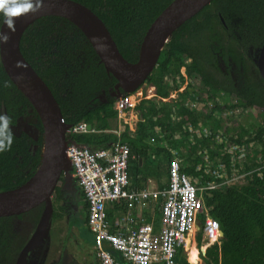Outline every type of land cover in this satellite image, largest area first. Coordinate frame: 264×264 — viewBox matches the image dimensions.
<instances>
[{
    "label": "trees",
    "instance_id": "trees-1",
    "mask_svg": "<svg viewBox=\"0 0 264 264\" xmlns=\"http://www.w3.org/2000/svg\"><path fill=\"white\" fill-rule=\"evenodd\" d=\"M72 1L93 11L107 27L122 56L128 62L135 63L148 28L174 0ZM3 19L0 16V27ZM263 46L264 0H213L173 33L161 53L157 67L145 81V84L156 87L158 96L167 98L169 89L166 78L173 82L178 76L186 74L190 81L189 87L187 94L182 95L178 103L183 104V100L189 98V91L195 93L204 114L189 112L183 104L185 109H181V123H173L170 122L169 106L165 104L159 108L155 104V98H152L140 103L137 110L145 111L147 117L157 115V122L149 117L147 124L138 125L135 136L132 137L127 126L122 134L115 133L118 116L115 110L117 99L113 94L117 80L107 73L89 41L74 24L60 17L41 18L26 29L20 41L24 58L51 90L65 123L70 127L80 124L91 126L89 132L67 136L70 144L96 151L109 148L118 141L127 143L130 162H133L132 156L148 160V152L151 150L157 157H162L156 164L154 175L167 178L170 164L174 160L171 151L147 143L156 136V127H160L168 140H172L174 133L181 130L184 124L191 121L192 125L198 126L201 119L204 126L216 132L220 129V123L208 111L211 104L214 110H222L224 106V110L229 113L226 117L231 120L234 117L231 113L235 108L255 110L258 114L264 112V80L257 68L256 78L246 77L241 88L235 89L231 79L221 75L217 64L219 56L225 61L234 57L246 60L249 47L258 49ZM121 92V95L127 94ZM222 92L227 96L236 93V104L228 100L223 105L217 103L215 98ZM0 112L11 118V131L19 119L32 114L34 127L39 132L35 140L26 132L16 136L12 131L14 138L11 148L0 153L2 192L23 185L34 175L41 163L44 136L38 114L10 80L1 63ZM262 119L264 125V118ZM232 124L226 123L223 129L226 139L224 147L248 146L253 158L264 153V126H246L235 121ZM256 141L254 147L253 142ZM197 147L189 144L187 161H192V165L184 167L183 172L192 179L200 180V185L213 180L221 184L224 178L212 173L207 175L203 169L197 171V165L204 162ZM216 156V153L211 154L214 160ZM250 156L243 157L247 162L241 164V160H236L233 165L241 172L237 181L230 178L234 175L233 172L228 173L230 184L202 193L207 216L216 220L224 233L220 245L207 248L203 257L204 264H264V170H258L260 166L255 162L251 164ZM230 157V154L224 153L219 156L222 159L220 163H226L229 167ZM135 170H139V163ZM64 185L62 174L52 196L54 221L64 220L67 214L66 207L62 205ZM79 190L80 197L85 202L88 224V205L85 195ZM161 209L159 221L163 217V208ZM43 210L44 205H40L19 218L27 216L36 223ZM204 218L205 215L201 220ZM13 219L14 217L0 218V256L8 254L11 258L21 248L10 237ZM202 239L203 234L200 233L198 242L201 243Z\"/></svg>",
    "mask_w": 264,
    "mask_h": 264
},
{
    "label": "built area",
    "instance_id": "built-area-1",
    "mask_svg": "<svg viewBox=\"0 0 264 264\" xmlns=\"http://www.w3.org/2000/svg\"><path fill=\"white\" fill-rule=\"evenodd\" d=\"M166 86L170 91L179 93L189 86V79L176 82L166 78ZM139 90V89H138ZM137 90V91H138ZM136 91V92H137ZM129 93L120 95L115 103V110L121 117L123 112L133 109L138 102L147 99V94ZM180 96L174 98H162L163 102L177 103ZM197 99L190 101L187 106L190 109L198 108ZM219 118V117H218ZM226 125V124H225ZM191 133L198 137H211L219 144L226 143L224 132L218 129L215 138L210 127L199 122L198 126L188 127ZM89 132L86 124L70 127L67 136ZM264 140V135L262 136ZM70 143V142H69ZM257 141L253 142L256 147ZM248 146H225L224 152L231 155V165L236 160L247 162L244 156H250ZM67 156L71 162V168L79 188L85 195L88 205V226L98 242L97 259L99 264H200V255L204 256L207 248L212 245H220L223 240L219 223L207 216L204 208L202 193L205 190H213L220 186L230 184L231 179L226 164H219L216 170L206 169L208 174L224 178L200 185L197 179H192L183 172V165L178 159H174L169 167L168 185L162 191L129 190V157L130 148L120 141L109 148L91 151L86 147L69 144ZM258 157V160H257ZM250 162L258 164L260 171L264 170V158L259 154ZM242 166V165H241ZM236 168V167H235ZM232 170V169H231ZM254 169V171H258ZM236 181L241 177L240 169L233 171ZM262 173V172H261ZM165 198L163 217L159 231L151 223L141 224L138 227L131 225L129 231H112L106 218V206L108 203L125 200L131 204L141 203L150 199ZM205 215L202 221V216ZM132 224L133 221L130 220ZM134 226V227H133ZM191 232H195L194 243L198 249L200 261L192 262L186 255L187 244ZM203 234L202 242H198L199 234ZM107 244L120 259H116L104 247ZM206 245V247H204ZM186 262V263H185Z\"/></svg>",
    "mask_w": 264,
    "mask_h": 264
},
{
    "label": "water",
    "instance_id": "water-1",
    "mask_svg": "<svg viewBox=\"0 0 264 264\" xmlns=\"http://www.w3.org/2000/svg\"><path fill=\"white\" fill-rule=\"evenodd\" d=\"M212 1L174 0L170 3L148 28L135 63L128 62L122 56L102 20L86 6L72 0H42L38 11L13 17L15 24L11 31L2 21L0 31L7 32L9 38L6 43L0 44V63L13 84L27 98L32 110L38 114L44 136L41 163L34 175L23 185L0 192V218L20 216L40 205L45 207L17 264H22L29 251L48 238L53 214L52 196L62 174L65 188L74 180L66 152L70 144L67 139L70 126L65 123L51 90L20 50V41L26 29L45 17H60L74 24L89 41L107 73L117 80L113 96L118 99L121 91L134 93L145 83L157 67L161 53L173 33ZM37 14L26 22L30 15ZM257 67L264 80V46L260 49ZM87 129L91 131V126L87 125ZM37 137L31 138L36 140ZM221 234L224 235L223 231Z\"/></svg>",
    "mask_w": 264,
    "mask_h": 264
},
{
    "label": "crops",
    "instance_id": "crops-1",
    "mask_svg": "<svg viewBox=\"0 0 264 264\" xmlns=\"http://www.w3.org/2000/svg\"><path fill=\"white\" fill-rule=\"evenodd\" d=\"M149 87L150 90L148 92L143 87H141L135 93L137 95L140 93L149 94L150 96L147 95V99L138 102L133 109H128L124 111L121 117H119L117 113L118 116L117 131H115V133H117L118 135L122 134L127 126L129 128L130 136L133 137L135 136L134 132L136 131L138 125L140 123L147 124L149 117L153 122H157V118H158L157 115L147 117L145 111L137 110V107L140 103L146 100H151L152 98H155V104L157 105V107L159 106L162 107L165 104L169 106L168 110H169V115L171 116L170 122L173 123L180 122L181 109L184 108L183 104L189 112L191 111L197 114L203 113L201 103L199 104L198 108L195 109H190L187 106V104L190 101H195L198 98V96L194 98V95H197L195 93H190L189 91V98L187 100H183L184 102L183 104L178 103L179 101L177 103L163 102L161 101L162 97L157 95L156 87L155 86H149ZM188 87L187 89L182 88L179 91V93L169 90L168 97L174 98L175 96L181 97L182 95H186ZM208 111L212 115V117L215 118L216 121L220 123V129L223 130L225 127V123H224L225 112L222 111L219 112L218 110H214L212 107L208 108ZM201 121H203V119H201ZM192 124L193 123L191 121L189 123L184 124L181 130L176 131L174 133L172 140L166 139L163 136V132L160 129V127H156L154 130L156 136L154 137V139L152 138L151 140L147 141V143L153 146L167 148L169 151H171L173 159H178L179 161H181L183 168L192 165V161H187L189 144L198 146L197 147L198 152L199 154H201V156L203 155L204 162L199 163L197 165V171L203 169L204 173L208 175V172L207 171L205 172L206 169L208 170L210 168L212 171V170H216L219 164H226V163H220L222 159L219 158V156L224 155L225 153L223 146L225 142L219 144L215 139L214 140L211 139V137L209 138L205 136L198 137L196 134L191 133L188 129V127ZM217 131L218 130H216V132L213 131L212 138H215V134L217 133ZM213 153H216L217 155L215 160L213 157H211V154ZM148 156H149L148 160L142 158L137 159L133 156H132L133 162H130L131 159L129 160V188H128L129 190L162 191L167 187L168 185L167 176L156 177L154 175L156 171V164L157 162H159L160 159H162V157L160 156L157 157V155L151 150L148 152ZM137 163H139V170H135ZM227 168L231 170L233 167L230 164V166L229 167L227 166ZM198 182L201 181L198 180ZM164 203H165V198L163 197H160L159 199L156 200L150 199L145 202L133 203V204L125 200L108 203L106 206V218L110 223V227L112 231L121 230L125 232V231H129L130 229L129 227L131 225L138 227L139 225L145 223H151L153 227H155V229L159 231L162 218L160 221L158 220V218H160L159 214L162 210L161 207L162 208L164 207ZM130 220L133 221L132 224L130 223ZM188 242L190 244L189 240ZM108 252L112 254L116 259L118 260L120 259L119 255L115 254V252L110 247Z\"/></svg>",
    "mask_w": 264,
    "mask_h": 264
},
{
    "label": "flooded vegetation",
    "instance_id": "flooded-vegetation-1",
    "mask_svg": "<svg viewBox=\"0 0 264 264\" xmlns=\"http://www.w3.org/2000/svg\"><path fill=\"white\" fill-rule=\"evenodd\" d=\"M260 49L261 48L253 49L252 47H249V49L246 51V57H247L246 60H244L243 58L234 57V58H229L227 61H225L220 56L217 58L218 69L220 70L221 75L225 77L226 76L229 77L233 82V86L235 89L241 88L242 84L244 83V79L246 77L256 78L257 75L255 68H257L258 70L257 60L259 57ZM184 76L187 75L183 74V76H178L174 80V82L177 83L178 81L181 80V77L184 78ZM218 77H220V75H218ZM223 96H227V95L224 94V92H222L220 95H217L215 98L217 100L216 102L221 103V105H223L224 104V102H222ZM227 97L233 99V103L236 104V93L231 94ZM211 107L213 108V104H211L209 108ZM224 109L225 107L223 106L222 110L219 109L217 110L219 112L220 111L225 112ZM231 114L234 117H236V108L232 111ZM234 117L233 120L235 121L236 119H234ZM27 118H30L31 123L34 126L35 121L33 115L29 114L27 117L21 119H27ZM21 119L18 120V124ZM17 125L15 127H17ZM15 127H12L13 132H14L13 128ZM23 132H26V130L21 131L19 134H16L14 132V134L16 136H20ZM70 199L71 198L68 195V189L65 188L62 205L65 206L67 210L66 212L67 214L65 215V218L67 222L69 221V224L68 225L66 224L67 227H69V231L64 232L62 230L63 226H60L62 232H59L58 234L60 235L61 233V235H64L65 233L66 234L68 233V235L66 237L65 235L64 237H62V242L58 240L59 239V235H58V239L56 240V246H53L54 247L53 250L51 249L52 247H50V245L48 244L46 245V243L49 242V240H46L44 243L35 245V247L29 251L27 257L25 258V261L22 264H88V260L91 261L90 264L96 263L98 242L95 236L92 234L88 224L86 223L85 202L81 198V203L76 206L73 204L72 200L70 201ZM24 217L19 218V216H14V218L16 219H13L11 222L13 231H11L10 237L14 240V243L21 245L20 250L16 254H13L11 258L9 257L8 254H5L4 256H0V264H17L18 259L20 258L24 247L32 238L41 218L40 217L39 220L35 223L33 219L27 216L26 219L23 220ZM57 223L58 222H56V220L54 221V219L51 217L50 230H53L52 225L53 224L55 225ZM74 228L76 229V233H77V235L75 236L71 233L72 231H70V229H74ZM66 241L67 243L69 242L70 244L72 241L73 242L72 248L74 249L72 248L70 249L69 248L70 246L67 247L65 245ZM60 244H62L61 247H59ZM82 245L84 246V249L82 248ZM85 246L87 248H91L89 254L88 252L86 253ZM93 253L95 256L93 255ZM90 255H92V258ZM79 258L80 259L83 258V260H81L80 263H79ZM203 264H204V259H203Z\"/></svg>",
    "mask_w": 264,
    "mask_h": 264
},
{
    "label": "rangeland",
    "instance_id": "rangeland-1",
    "mask_svg": "<svg viewBox=\"0 0 264 264\" xmlns=\"http://www.w3.org/2000/svg\"><path fill=\"white\" fill-rule=\"evenodd\" d=\"M150 84H145L144 83V85L142 86L145 90H147V92L150 90ZM122 93V92H121ZM148 96H150L149 94H147ZM146 95V96H147ZM197 95H194V98L196 97ZM229 101V102H233V99H230V98H228L227 96H223V100H222V102H224V103H226V101ZM227 115H229V113L228 112H226L225 111V113H224V123L226 124V123H228V124H231V125H233L232 123L234 122L233 120H231L229 117H226ZM261 115V116H260ZM262 118H264V112L262 111V112H260V114H258V112H256L255 110H250V109H243V108H239V109H237L236 110V117H234V119H236L235 121L236 122H239V123H242V124H245L246 126H249L250 124H255L256 125V127L257 126H260V127H262V126H264L263 124H262V121H263V119ZM13 130H14V132L16 133V134H19L21 131H25L26 130V132L31 136V137H33V138H36L37 136H38V133L36 132V130H35V128L33 127V125H32V123H31V120H30V118H27V119H21L20 120V122H19V124L17 125V127H15V128H13ZM255 131V130H254ZM261 156H262V158H264V153L262 152V154H261ZM257 160H258V157H257ZM236 168L234 167V168H232V170L229 172V174H233L232 172L235 170ZM234 177H236V175L235 176H230V178H234ZM73 178H74V180H71L67 185H66V188L68 189V195H69V197L71 198V200H72V202H73V204L74 205H79L80 203H81V197H80V195H81V193H80V190H79V187H78V185H77V183H76V180H75V177L73 176ZM14 219H16V218H14ZM26 219V216L24 217V219L23 220H25ZM56 222H58L57 224H53L52 226H53V230H50L49 229V233H48V238H47V240H49V242H47L46 243V245L48 244V245H50V247H52L51 249L53 250V246H56V240L58 239V233L59 232H62V230L65 232V231H69V227H67V225L69 224V221L67 222V220H66V218H64V220L62 219V220H59V221H56ZM15 224H16V221H15ZM67 224V225H66ZM60 226H63V229L61 230V228H60ZM17 227V226H16ZM70 231H72L71 233L75 236V235H77V233H76V229L74 228V229H70ZM83 232V231H82ZM60 235H61V233H60ZM59 235V241H61L62 242V237H64V235H65V237L68 235V233L66 234H64V235H61L60 236ZM190 238H189V241H190V243H191V241H194V237H195V232L193 233V232H191L190 233V236H189ZM193 239V240H192ZM195 242V241H194ZM66 244V246L67 247H69L70 249L72 248V244H73V242L71 241V244L68 242L67 243V241L65 242ZM189 243V242H188ZM188 245H190V244H188ZM62 246V244H60V246L59 247H61ZM86 247V246H85ZM104 247H105V249H107L108 251H109V247H108V245H104ZM204 247H206V245H204ZM82 248L84 249V246L82 245ZM72 249H74V248H72ZM90 250H91V248H87L86 247V253L88 252V254H89V252H90ZM187 253H188V251H186V255H187ZM93 255H94V253H93ZM91 256V258H92V255H90ZM95 256V255H94ZM203 257L204 256H201L200 255V259H201V261L202 262H200V264H203ZM96 258V257H95ZM200 259L198 258V260L200 261ZM81 260H83V258L82 259H80L79 258V263H80V261ZM91 263V261H89L88 260V264H90ZM95 264H98V261H97V259H96V263Z\"/></svg>",
    "mask_w": 264,
    "mask_h": 264
},
{
    "label": "clouds",
    "instance_id": "clouds-1",
    "mask_svg": "<svg viewBox=\"0 0 264 264\" xmlns=\"http://www.w3.org/2000/svg\"><path fill=\"white\" fill-rule=\"evenodd\" d=\"M41 3L42 0H0V16L4 18V24L11 31L15 24L13 17L36 12L39 10ZM8 38L7 32L0 31V44L6 43ZM11 124V118L7 114L0 112V153L8 151L12 146L14 135L9 127Z\"/></svg>",
    "mask_w": 264,
    "mask_h": 264
},
{
    "label": "bare ground",
    "instance_id": "bare-ground-1",
    "mask_svg": "<svg viewBox=\"0 0 264 264\" xmlns=\"http://www.w3.org/2000/svg\"><path fill=\"white\" fill-rule=\"evenodd\" d=\"M39 14L37 15H30L27 19H26V22H29L30 20H32L35 16H38ZM189 244V243H188ZM187 244V249H188V257L189 259L194 262V263H198L199 260V255H198V250L196 248V245L193 241H191L190 245Z\"/></svg>",
    "mask_w": 264,
    "mask_h": 264
}]
</instances>
